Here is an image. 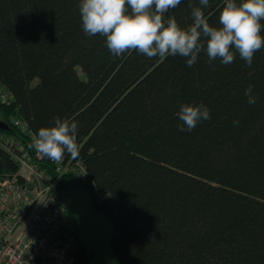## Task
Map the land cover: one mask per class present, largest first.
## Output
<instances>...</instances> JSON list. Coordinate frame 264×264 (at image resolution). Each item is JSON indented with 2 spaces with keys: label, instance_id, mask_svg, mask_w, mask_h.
Returning <instances> with one entry per match:
<instances>
[{
  "label": "trees",
  "instance_id": "obj_1",
  "mask_svg": "<svg viewBox=\"0 0 264 264\" xmlns=\"http://www.w3.org/2000/svg\"><path fill=\"white\" fill-rule=\"evenodd\" d=\"M80 3L0 0V87L10 96L0 121L10 136L33 153L12 119L34 137L57 117L77 123L78 156L63 163L79 162L84 186L104 196L94 204L114 225L120 264H264V48L251 66L238 53L224 65L201 52L192 67L179 55L117 57L106 37L83 32ZM189 3L202 7L182 0L166 17L189 26ZM223 3L202 7L210 26L220 27ZM201 103L211 119L179 131L180 106ZM39 165L57 179L50 159ZM17 171L0 147V181ZM79 184L72 173L57 180L61 194ZM72 264H90L89 254L77 247Z\"/></svg>",
  "mask_w": 264,
  "mask_h": 264
},
{
  "label": "clouds",
  "instance_id": "obj_2",
  "mask_svg": "<svg viewBox=\"0 0 264 264\" xmlns=\"http://www.w3.org/2000/svg\"><path fill=\"white\" fill-rule=\"evenodd\" d=\"M182 0H81L79 11L82 30L88 36L106 37V47L114 56L136 51L148 58L179 55L192 67L198 54L205 52L209 62L219 59L224 65L234 62L236 53L248 66L254 54L264 48V0H224L219 15L220 27L210 26L202 7L209 0H199L202 7L188 4L193 22L181 27L170 9ZM252 85L245 90L249 104H255ZM183 126L179 131L191 132L202 120H210V109L199 105L182 104L176 113ZM238 124V121H234ZM78 125L68 119L55 118L52 127H41L33 146L42 157L59 162L68 154L78 156Z\"/></svg>",
  "mask_w": 264,
  "mask_h": 264
},
{
  "label": "built area",
  "instance_id": "obj_3",
  "mask_svg": "<svg viewBox=\"0 0 264 264\" xmlns=\"http://www.w3.org/2000/svg\"><path fill=\"white\" fill-rule=\"evenodd\" d=\"M9 103V94L0 87V104ZM10 124L34 148V135L28 125L19 119H12ZM0 147L18 166L16 175L0 181V264H72L77 243L67 226L57 180L72 173L85 187L83 167L79 162L51 160L56 179L39 165L41 155L35 148L31 153L2 132ZM90 193L94 203L104 197L95 191Z\"/></svg>",
  "mask_w": 264,
  "mask_h": 264
},
{
  "label": "water",
  "instance_id": "obj_4",
  "mask_svg": "<svg viewBox=\"0 0 264 264\" xmlns=\"http://www.w3.org/2000/svg\"><path fill=\"white\" fill-rule=\"evenodd\" d=\"M0 132L12 130L0 121ZM67 226L77 247L90 256V264H120L112 253L114 225L105 214L97 211L90 191L81 185H71L62 196Z\"/></svg>",
  "mask_w": 264,
  "mask_h": 264
},
{
  "label": "rangeland",
  "instance_id": "obj_5",
  "mask_svg": "<svg viewBox=\"0 0 264 264\" xmlns=\"http://www.w3.org/2000/svg\"><path fill=\"white\" fill-rule=\"evenodd\" d=\"M79 76L82 77V75L80 74V72H78ZM73 171H76L75 168H73ZM75 174L77 175V171L75 172Z\"/></svg>",
  "mask_w": 264,
  "mask_h": 264
}]
</instances>
